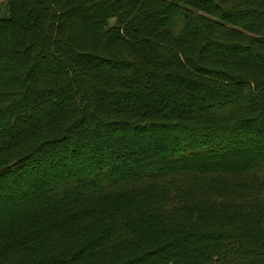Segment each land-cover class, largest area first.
<instances>
[{
  "label": "trees",
  "instance_id": "trees-1",
  "mask_svg": "<svg viewBox=\"0 0 264 264\" xmlns=\"http://www.w3.org/2000/svg\"><path fill=\"white\" fill-rule=\"evenodd\" d=\"M0 264H264V0H0Z\"/></svg>",
  "mask_w": 264,
  "mask_h": 264
},
{
  "label": "water",
  "instance_id": "water-1",
  "mask_svg": "<svg viewBox=\"0 0 264 264\" xmlns=\"http://www.w3.org/2000/svg\"><path fill=\"white\" fill-rule=\"evenodd\" d=\"M6 13V5L3 6L0 17L3 18L5 16Z\"/></svg>",
  "mask_w": 264,
  "mask_h": 264
}]
</instances>
